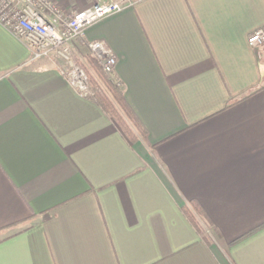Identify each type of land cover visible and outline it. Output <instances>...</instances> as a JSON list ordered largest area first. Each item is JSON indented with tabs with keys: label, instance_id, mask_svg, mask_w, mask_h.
Wrapping results in <instances>:
<instances>
[{
	"label": "crops",
	"instance_id": "crops-1",
	"mask_svg": "<svg viewBox=\"0 0 264 264\" xmlns=\"http://www.w3.org/2000/svg\"><path fill=\"white\" fill-rule=\"evenodd\" d=\"M129 2L69 52L112 49L135 143L0 25V264H264V0Z\"/></svg>",
	"mask_w": 264,
	"mask_h": 264
},
{
	"label": "built area",
	"instance_id": "built-area-1",
	"mask_svg": "<svg viewBox=\"0 0 264 264\" xmlns=\"http://www.w3.org/2000/svg\"><path fill=\"white\" fill-rule=\"evenodd\" d=\"M130 4L129 0H101L65 17L57 0H0V25L25 44L32 61H51L69 86L87 96L88 74L73 60L69 46L83 40L89 28L126 10ZM247 40L253 49L264 47V27ZM86 46L103 71L114 73L117 58L104 41H89Z\"/></svg>",
	"mask_w": 264,
	"mask_h": 264
},
{
	"label": "trees",
	"instance_id": "trees-1",
	"mask_svg": "<svg viewBox=\"0 0 264 264\" xmlns=\"http://www.w3.org/2000/svg\"><path fill=\"white\" fill-rule=\"evenodd\" d=\"M87 59L91 67L90 70L86 69L85 65L77 62L86 70L85 72H87L89 77L87 98L96 102L105 111L129 142L135 143L140 139H146L148 137L147 130L125 99L124 91L118 78L114 73L103 71L99 61L92 55H89ZM192 206L193 209L187 206L183 209L187 217L192 221L191 223L197 224L195 223L196 216L194 212L209 222L206 213L197 203L193 202ZM197 228L200 229L198 225Z\"/></svg>",
	"mask_w": 264,
	"mask_h": 264
},
{
	"label": "rangeland",
	"instance_id": "rangeland-1",
	"mask_svg": "<svg viewBox=\"0 0 264 264\" xmlns=\"http://www.w3.org/2000/svg\"><path fill=\"white\" fill-rule=\"evenodd\" d=\"M202 228H203L205 231L208 230V227H202ZM205 231H204V232H205ZM205 235L208 236V233L206 232Z\"/></svg>",
	"mask_w": 264,
	"mask_h": 264
},
{
	"label": "water",
	"instance_id": "water-1",
	"mask_svg": "<svg viewBox=\"0 0 264 264\" xmlns=\"http://www.w3.org/2000/svg\"><path fill=\"white\" fill-rule=\"evenodd\" d=\"M264 52V51H263Z\"/></svg>",
	"mask_w": 264,
	"mask_h": 264
}]
</instances>
